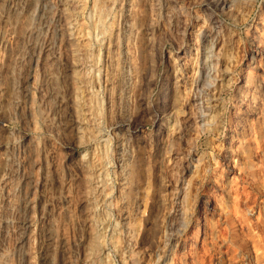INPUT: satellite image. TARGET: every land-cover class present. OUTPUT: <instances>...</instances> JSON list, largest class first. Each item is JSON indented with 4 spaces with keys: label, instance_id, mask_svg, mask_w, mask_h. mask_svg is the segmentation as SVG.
<instances>
[{
    "label": "rangeland",
    "instance_id": "1",
    "mask_svg": "<svg viewBox=\"0 0 264 264\" xmlns=\"http://www.w3.org/2000/svg\"><path fill=\"white\" fill-rule=\"evenodd\" d=\"M67 1L0 0V264H264V0Z\"/></svg>",
    "mask_w": 264,
    "mask_h": 264
},
{
    "label": "bare ground",
    "instance_id": "2",
    "mask_svg": "<svg viewBox=\"0 0 264 264\" xmlns=\"http://www.w3.org/2000/svg\"><path fill=\"white\" fill-rule=\"evenodd\" d=\"M70 1V2H69ZM69 1H67L66 2V6H69L70 8H71V13H72V15L74 14L75 15V20H78V19H76V18H78V16L80 15V10L82 9V8H84L83 6H84V1H86V0H69ZM161 2L160 0H152V2ZM93 2H94V5L96 6H98V7H100L98 4H100V5H102L101 7H103V8H106L109 12L116 6V4H117V0H93ZM92 2V3H93ZM93 5V6H94ZM105 6V7H104ZM82 7V8H81ZM98 7H96V9L98 8ZM153 7V8H152ZM67 8V7H66ZM81 8V9H80ZM95 8V7H94ZM102 8V9H103ZM68 9V8H67ZM101 9V8H100ZM105 9V10H106ZM104 10V9H103ZM106 10V11H107ZM156 9L154 8V5H153V3L151 4V11L153 12V11H155ZM82 11V10H81ZM173 11V10H172ZM181 11V10H180ZM122 12V11H121ZM161 12V10H159L158 11V13H160ZM108 13V12H107ZM119 14H120V12H119ZM118 14V15H119ZM183 14V13H182ZM122 15V13L120 14V16ZM141 15V14H140ZM143 15V14H142ZM152 15V17H153V14H151ZM150 15V16H151ZM179 15H180V13H179ZM179 15H177V16H179ZM120 16H118V17H120ZM180 17V16H179ZM177 18V17H176ZM133 19V18H132ZM175 20H177V19H175ZM139 21V16L138 15H135V17H134V19H133V23H137ZM142 21V20H141ZM144 21V20H143ZM80 22V21H79ZM78 22V23H79ZM140 22V21H139ZM138 22V23H139ZM176 22V21H175ZM179 22V21H178ZM76 23H77V21H76ZM72 30V29H71ZM80 46V45H79ZM227 50H225V51H223V57H224V59H223V63H224V66H225V64L227 65V61H226V57H227V55H226V52ZM228 59V58H227ZM225 61L227 62V63H225ZM172 68V67H171ZM173 70V73H174V68L172 69ZM175 70H176V68H175ZM79 75V74H78ZM220 86V85H219ZM218 88V87H217ZM187 91V90H186ZM185 91V92H186ZM188 93V92H187ZM184 94L181 92L180 93V91L178 90L177 92H176V94L173 96V106H172V108H173V111H171L172 113L169 115L171 118H172V121H173V123H174V126H178L179 127V119H178V117L180 116V115H182L183 113H184V111H185V109H184V103L182 102L183 101V99H184V97L185 96H183ZM76 99V98H75ZM186 101V100H185ZM172 108H171V110H172ZM169 116H168V118H169ZM166 118V117H165ZM167 120V119H166ZM171 120V119H170ZM169 125V124H168ZM172 125V124H171ZM173 126V127H174ZM169 128V127H168ZM171 128V127H170ZM176 129V128H175ZM172 130V129H171ZM171 133V132H170ZM169 133V134H170ZM171 144V143H170ZM167 146V145H166ZM168 149V148H167ZM91 162V161H90ZM87 165V164H86ZM97 166V165H96ZM88 167V166H87ZM89 177V176H88ZM92 190V189H91Z\"/></svg>",
    "mask_w": 264,
    "mask_h": 264
}]
</instances>
